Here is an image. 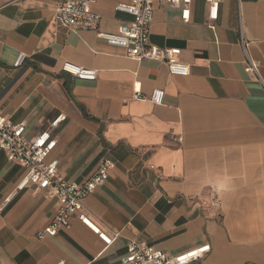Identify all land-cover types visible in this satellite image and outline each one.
<instances>
[{"label":"crops","instance_id":"crops-1","mask_svg":"<svg viewBox=\"0 0 264 264\" xmlns=\"http://www.w3.org/2000/svg\"><path fill=\"white\" fill-rule=\"evenodd\" d=\"M62 1L0 0V111L29 136L66 117L49 160L70 182L115 161L84 205L118 236L107 246L73 217L40 237L58 203L34 185L18 189L27 170L0 150V264H124L130 239L170 254L210 245L189 264H264V0H224L211 25L205 0L189 21L181 7L157 4L151 43L181 48L187 76L67 28L56 14ZM129 2L96 0L101 30L129 21L116 11ZM65 61L97 78L63 72ZM154 89L165 91L162 104L148 98Z\"/></svg>","mask_w":264,"mask_h":264},{"label":"built area","instance_id":"built-area-1","mask_svg":"<svg viewBox=\"0 0 264 264\" xmlns=\"http://www.w3.org/2000/svg\"><path fill=\"white\" fill-rule=\"evenodd\" d=\"M96 0H64L57 5L56 14L61 23L71 30H91L107 44L123 48L131 57L165 61L173 75L187 76L190 65L180 59L181 48H160L151 43V25L157 4H170L181 7V19L189 21L195 0H130L129 3L116 5V11L124 12L131 19L120 25L114 32L101 30V15L94 10ZM224 0H205L208 5V24H214L220 15ZM238 3L241 0H234ZM244 42V41H243ZM25 56L20 54L14 67L23 65ZM254 64V63H253ZM251 70H255L252 65ZM62 71L83 80H95L97 71L84 68L70 61H65ZM136 98H145L141 93ZM165 97L163 89H154L148 97L154 104H162ZM66 117L59 115L51 123L50 129L40 131L34 136L26 133L24 123H13L0 111V150L11 161L18 162L27 170L18 189L29 185L45 193L49 199L56 200L57 210L50 223L44 227L39 236L56 235L61 229L70 226L71 218L77 217L84 225L96 233L107 246L116 237L95 225L88 215L84 199L108 180L110 172L116 167L114 160L104 158L96 171L81 184L68 181L59 171L58 161L49 160L57 146L53 129ZM210 251V245L194 247L178 254L157 251L151 245L137 239H130L124 264H189ZM63 264V263H58Z\"/></svg>","mask_w":264,"mask_h":264}]
</instances>
